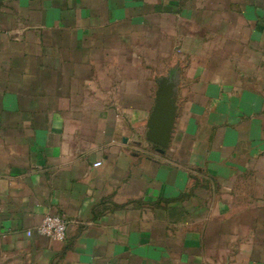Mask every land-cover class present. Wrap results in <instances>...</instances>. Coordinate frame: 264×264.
<instances>
[{"label": "crops", "instance_id": "1", "mask_svg": "<svg viewBox=\"0 0 264 264\" xmlns=\"http://www.w3.org/2000/svg\"><path fill=\"white\" fill-rule=\"evenodd\" d=\"M0 264H264V0H0Z\"/></svg>", "mask_w": 264, "mask_h": 264}, {"label": "water", "instance_id": "2", "mask_svg": "<svg viewBox=\"0 0 264 264\" xmlns=\"http://www.w3.org/2000/svg\"><path fill=\"white\" fill-rule=\"evenodd\" d=\"M177 114L176 83L169 77L157 80L154 106L146 123V140L164 153L170 145L171 135Z\"/></svg>", "mask_w": 264, "mask_h": 264}, {"label": "built area", "instance_id": "3", "mask_svg": "<svg viewBox=\"0 0 264 264\" xmlns=\"http://www.w3.org/2000/svg\"><path fill=\"white\" fill-rule=\"evenodd\" d=\"M101 163L95 164L99 166ZM67 225L65 220L59 215L46 214L42 222L36 228V233L42 237L49 238L53 241L61 242L66 237ZM31 232H27L30 236Z\"/></svg>", "mask_w": 264, "mask_h": 264}]
</instances>
